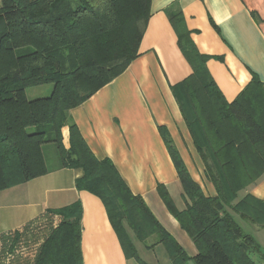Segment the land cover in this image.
I'll use <instances>...</instances> for the list:
<instances>
[{
  "label": "trees",
  "instance_id": "16d2710c",
  "mask_svg": "<svg viewBox=\"0 0 264 264\" xmlns=\"http://www.w3.org/2000/svg\"><path fill=\"white\" fill-rule=\"evenodd\" d=\"M0 1V190L47 173L43 145L53 143L59 158L55 166L82 169L76 188L102 200L126 257L146 264L129 229L141 242L153 238L148 248L161 243L172 264H187L182 247L129 190L112 162L93 155L68 115L137 57L151 0ZM169 20L193 70L172 91L216 194L206 195L192 179L163 127L159 131L186 207L178 210L161 185L158 193L194 243V264H258L252 254L264 264V251L235 217L264 228V201L250 194L238 199V192L264 173V112L251 113L241 94L227 102L206 71L208 57L195 49L181 13H170ZM45 83L53 84L47 96L26 97V87ZM253 86L260 88L252 81L244 91ZM64 125L67 149L61 136ZM54 216L58 222L51 224ZM45 217L50 222L47 233L31 258L16 264H82L80 203L48 209ZM39 225L36 218L1 235L0 258L12 253L22 236L37 241Z\"/></svg>",
  "mask_w": 264,
  "mask_h": 264
},
{
  "label": "crops",
  "instance_id": "0c3cea01",
  "mask_svg": "<svg viewBox=\"0 0 264 264\" xmlns=\"http://www.w3.org/2000/svg\"><path fill=\"white\" fill-rule=\"evenodd\" d=\"M174 12L181 13L197 52L208 57L205 69L223 98L232 102L241 94V102L251 113L259 116L264 112V106L259 107L264 105V0H151L137 57L68 115L93 155L112 162L129 190L144 200L182 247L189 258L187 264H194L196 247L157 189L163 186L178 210L186 207L180 179L159 131L163 127L192 179L206 195L216 194L172 91L193 71L169 20ZM252 81L260 88L244 91ZM61 136L67 149V125L61 128ZM82 173L80 168L50 167L41 176L0 190V236L36 218L45 219L48 209L78 201L82 264H140L124 254L102 200L76 188L75 181ZM247 194L264 201V173L240 190L238 199ZM251 229L254 233L250 235L264 249V228L251 224ZM128 233L140 259L150 264L138 251L140 241L131 230ZM159 246L163 252L159 259L152 258L153 263L172 264L161 243L151 248L145 244L144 249L154 251ZM253 259L262 264L259 257Z\"/></svg>",
  "mask_w": 264,
  "mask_h": 264
},
{
  "label": "rangeland",
  "instance_id": "374dc122",
  "mask_svg": "<svg viewBox=\"0 0 264 264\" xmlns=\"http://www.w3.org/2000/svg\"><path fill=\"white\" fill-rule=\"evenodd\" d=\"M53 84L52 83H45L41 85H36V86H29L26 87L25 89V94L28 99H34L38 97H45L47 96L51 89H52ZM28 131H34V127H29ZM43 152H44V157L46 159V163L49 167H54L57 165L59 158L58 154L56 151V148L53 143H45L43 145ZM236 220L237 222L241 225L242 229L244 232L253 235V230L251 229V223L247 221H243L237 216ZM51 224H56L58 222L57 218L51 219ZM50 222L47 218H42L40 220V225L37 230L38 238L37 241L33 239L30 236H27L26 238L22 236V238L15 243L13 252L8 253L6 256L7 257H1V264H16L18 261H23L27 260V258H31L33 251L36 249L38 246L39 242L41 241L42 237L47 233ZM31 239H33L31 241ZM154 239L149 238L146 242H137V247L138 251L143 259H145L147 262L150 264H154L152 261V258L155 256V258L159 259L160 251L163 252V248L161 246L157 247L154 249V251H147L144 249L145 244L153 243ZM261 250L264 251L263 248ZM252 257L257 259V254H252Z\"/></svg>",
  "mask_w": 264,
  "mask_h": 264
}]
</instances>
